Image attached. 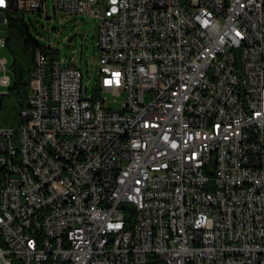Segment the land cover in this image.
<instances>
[{
    "label": "built area",
    "instance_id": "1",
    "mask_svg": "<svg viewBox=\"0 0 264 264\" xmlns=\"http://www.w3.org/2000/svg\"><path fill=\"white\" fill-rule=\"evenodd\" d=\"M46 1L4 0L0 47ZM56 7L98 20L100 77L37 47L0 111V264H264V0Z\"/></svg>",
    "mask_w": 264,
    "mask_h": 264
},
{
    "label": "rangeland",
    "instance_id": "2",
    "mask_svg": "<svg viewBox=\"0 0 264 264\" xmlns=\"http://www.w3.org/2000/svg\"><path fill=\"white\" fill-rule=\"evenodd\" d=\"M24 13L34 39L42 45L50 44L55 58L63 65H76L81 68L84 74L83 94L90 96L100 77L98 20L86 14L60 10L56 7V0H47L41 11ZM0 56L8 59L10 67L14 58L11 51L7 47H0ZM26 56L20 51V60L26 59ZM9 75L13 82L12 71H9ZM107 97V103L114 109L122 108L124 96L108 94Z\"/></svg>",
    "mask_w": 264,
    "mask_h": 264
},
{
    "label": "trees",
    "instance_id": "3",
    "mask_svg": "<svg viewBox=\"0 0 264 264\" xmlns=\"http://www.w3.org/2000/svg\"><path fill=\"white\" fill-rule=\"evenodd\" d=\"M6 47L14 57L10 65V71L14 74V81L8 94L0 99V111L4 124L18 125L20 123V111L27 104V96L30 91L29 73L34 65L35 49L43 47L48 51V48L34 39L30 32L29 23L25 18V13L19 10L8 13ZM20 51L27 55L26 59H19ZM51 54L53 53L51 52ZM155 264L162 263L156 262Z\"/></svg>",
    "mask_w": 264,
    "mask_h": 264
},
{
    "label": "snow or ice",
    "instance_id": "4",
    "mask_svg": "<svg viewBox=\"0 0 264 264\" xmlns=\"http://www.w3.org/2000/svg\"><path fill=\"white\" fill-rule=\"evenodd\" d=\"M4 2V0H0V4H2Z\"/></svg>",
    "mask_w": 264,
    "mask_h": 264
},
{
    "label": "water",
    "instance_id": "5",
    "mask_svg": "<svg viewBox=\"0 0 264 264\" xmlns=\"http://www.w3.org/2000/svg\"><path fill=\"white\" fill-rule=\"evenodd\" d=\"M47 18H50V16H47ZM48 47H50V44L48 45Z\"/></svg>",
    "mask_w": 264,
    "mask_h": 264
}]
</instances>
